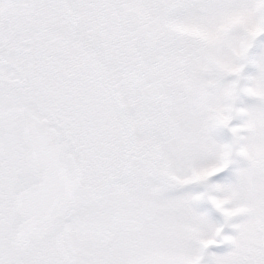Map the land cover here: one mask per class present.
Listing matches in <instances>:
<instances>
[{
    "label": "snow or ice",
    "instance_id": "snow-or-ice-1",
    "mask_svg": "<svg viewBox=\"0 0 264 264\" xmlns=\"http://www.w3.org/2000/svg\"><path fill=\"white\" fill-rule=\"evenodd\" d=\"M0 264H264V0H0Z\"/></svg>",
    "mask_w": 264,
    "mask_h": 264
}]
</instances>
